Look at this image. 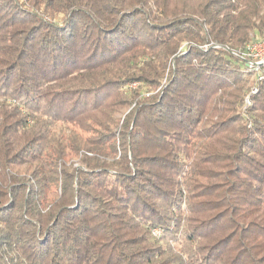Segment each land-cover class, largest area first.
<instances>
[{"label": "trees", "instance_id": "16d2710c", "mask_svg": "<svg viewBox=\"0 0 264 264\" xmlns=\"http://www.w3.org/2000/svg\"><path fill=\"white\" fill-rule=\"evenodd\" d=\"M256 36L264 0H0V264H264Z\"/></svg>", "mask_w": 264, "mask_h": 264}, {"label": "built area", "instance_id": "2783aa9c", "mask_svg": "<svg viewBox=\"0 0 264 264\" xmlns=\"http://www.w3.org/2000/svg\"><path fill=\"white\" fill-rule=\"evenodd\" d=\"M233 55L243 64L245 71L253 76L254 87L264 81V36H261V38L256 36L252 42L248 43L243 49L234 52ZM255 90L253 88L250 95H253ZM248 104L247 98L246 105ZM155 232H153V235L156 234Z\"/></svg>", "mask_w": 264, "mask_h": 264}, {"label": "rangeland", "instance_id": "374dc122", "mask_svg": "<svg viewBox=\"0 0 264 264\" xmlns=\"http://www.w3.org/2000/svg\"><path fill=\"white\" fill-rule=\"evenodd\" d=\"M261 38V37H260ZM259 39V38H258ZM241 66L243 67V64H241ZM250 75V74H249ZM250 80H251V84L249 85V91H248V94L245 96V98H244V104L246 105V100H247V98H248V103H249V98H250V94H252L251 92L253 91V88H255L256 90L253 92V95H255L256 93H257V87H254V79H253V76L252 75H250ZM137 87V84H131V85H129V88H131V89H134V88H136ZM249 105V104H248ZM154 231H156L155 233V235H153V232ZM159 234V232L157 231V230H153L152 231V235L153 236H157Z\"/></svg>", "mask_w": 264, "mask_h": 264}]
</instances>
